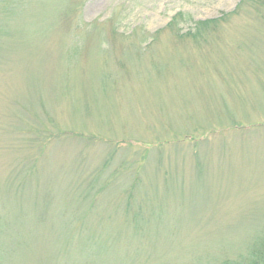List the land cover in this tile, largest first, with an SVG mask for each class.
Wrapping results in <instances>:
<instances>
[{"label":"rangeland","instance_id":"rangeland-1","mask_svg":"<svg viewBox=\"0 0 264 264\" xmlns=\"http://www.w3.org/2000/svg\"><path fill=\"white\" fill-rule=\"evenodd\" d=\"M0 264H264V0H0Z\"/></svg>","mask_w":264,"mask_h":264},{"label":"trees","instance_id":"trees-1","mask_svg":"<svg viewBox=\"0 0 264 264\" xmlns=\"http://www.w3.org/2000/svg\"><path fill=\"white\" fill-rule=\"evenodd\" d=\"M248 0H241V3H242V5L245 3V2H247ZM259 3H261V2H259ZM258 4V3H257ZM260 5H263V3H261ZM181 15L180 14H177L176 16H175V19H177L178 17H180ZM211 21H204V22H200V24L197 26V28H199V26L201 27V26H205L204 27V29H209L211 26H209V25H211V23H210ZM213 23V22H212ZM167 27L169 28V29H171L172 30V28H173V26H172V22H170L168 25H167ZM202 31V30H201ZM189 33L187 32V33H184L183 35L184 36H186V35H188ZM200 35V34H199ZM198 35V36H199ZM197 36V37H198ZM134 177V176H133ZM137 179H133L132 180V183L130 184V186H129V190H128V192H129V194H127V202H126V205L125 206H128V208H131V202H130V200L132 199V193L135 191L136 192V185H137ZM94 186V185H93ZM93 186H89V188L90 189H93ZM96 190H99V191H103V189H104V186H97L96 188H95ZM129 199V200H128ZM127 212H132L131 210H127L125 213H127Z\"/></svg>","mask_w":264,"mask_h":264}]
</instances>
